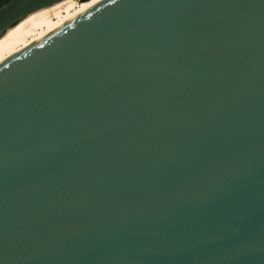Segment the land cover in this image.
I'll return each mask as SVG.
<instances>
[{"label": "water", "instance_id": "obj_1", "mask_svg": "<svg viewBox=\"0 0 264 264\" xmlns=\"http://www.w3.org/2000/svg\"><path fill=\"white\" fill-rule=\"evenodd\" d=\"M0 264H264V0H94L4 58Z\"/></svg>", "mask_w": 264, "mask_h": 264}, {"label": "trees", "instance_id": "obj_2", "mask_svg": "<svg viewBox=\"0 0 264 264\" xmlns=\"http://www.w3.org/2000/svg\"><path fill=\"white\" fill-rule=\"evenodd\" d=\"M6 1H8V0H0V5L3 4ZM68 1L69 0H62V1L58 2V3H56L52 7L38 10V11L26 16L23 20L19 21L18 26L14 27L15 31L19 30V31H22L21 32L22 34H27L29 32H34L35 30L37 31V30L41 29L42 27L46 26L49 22H51V21L57 19L58 17H60L64 13V9H65V6L67 4H69L70 6H76V5H71ZM79 1L81 3L84 2V0H79ZM81 3H78L77 5H79ZM50 14H53V16L51 15V17H55V19L51 20L50 19L51 17L49 16ZM6 35L7 34L5 33V34H3L0 37V43L6 39ZM19 46H17V47H19ZM17 47L7 48V49L0 48V57L6 55L7 53L11 52L12 50H14Z\"/></svg>", "mask_w": 264, "mask_h": 264}, {"label": "bare ground", "instance_id": "obj_3", "mask_svg": "<svg viewBox=\"0 0 264 264\" xmlns=\"http://www.w3.org/2000/svg\"><path fill=\"white\" fill-rule=\"evenodd\" d=\"M60 1H62V0H60ZM60 1H58V2H60ZM94 0H84V2H82L81 4H79V5H76V6H73V7H71V8H67V10L60 16V17H58L57 19H55V20H53V21H51V22H49L46 26H44V27H42L40 30H38L37 32H35L28 40H26L21 46H19V47H17V48H15L14 50H12L11 52H9V53H7L6 55H4V56H2V57H0V62L4 59V58H6V57H8L10 54H12L13 52H16L17 50H19L20 48H22L23 46H24V48H26V47H28V46H30V45H32L33 43H36L37 41H39V40H41L43 37H45L46 35H48L50 32H52L75 8H77L78 6H89V5H91L92 4V2H93ZM58 2H55V3H53V4H51V5H49V6H46V7H43V8H40V9H38V10H41V9H44V8H49V7H52V6H54L56 3H58ZM38 10H36V11H38ZM36 11H33V12H31V13H29V14H27L26 16H28V15H30V14H32V13H34V12H36ZM26 16H24V17H22L19 21H21L22 19H24ZM19 21H17L16 23H18ZM15 23V24H16ZM15 24H13V25H15ZM12 25V26H13ZM12 26H10V27H12ZM9 27V28H10ZM9 28H7V29H9ZM6 29V30H7ZM5 30V31H6ZM5 31H4V33H5ZM3 33V34H4ZM2 34V35H3ZM1 35V36H2ZM0 36V37H1Z\"/></svg>", "mask_w": 264, "mask_h": 264}, {"label": "rangeland", "instance_id": "obj_4", "mask_svg": "<svg viewBox=\"0 0 264 264\" xmlns=\"http://www.w3.org/2000/svg\"><path fill=\"white\" fill-rule=\"evenodd\" d=\"M71 5H77L78 3H81L79 0H69L68 1ZM73 6H70L69 4H67L65 6L64 12L67 10V8H71ZM59 13V12H58ZM51 15L53 16V14H50L49 16L51 17ZM51 20L55 19V17H51ZM23 20V19H22ZM19 23V22H18ZM18 23H16L15 25H13L12 27H10L9 29H7L5 31L6 35V39L4 41H2L0 43V48H14L19 46L20 44L22 45V43L24 41H26L28 38H30L35 32H37L36 30L34 32H29L27 34H22V31L16 30L14 29L15 26H18ZM28 25V24H27ZM17 28V27H16ZM27 28V27H26ZM40 30V29H39ZM4 33V34H5ZM10 33V34H9ZM20 45V46H21Z\"/></svg>", "mask_w": 264, "mask_h": 264}]
</instances>
